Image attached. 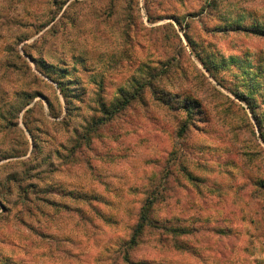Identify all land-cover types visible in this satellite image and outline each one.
Wrapping results in <instances>:
<instances>
[{"label":"rangeland","instance_id":"1","mask_svg":"<svg viewBox=\"0 0 264 264\" xmlns=\"http://www.w3.org/2000/svg\"><path fill=\"white\" fill-rule=\"evenodd\" d=\"M0 264H264V0H0Z\"/></svg>","mask_w":264,"mask_h":264},{"label":"trees","instance_id":"2","mask_svg":"<svg viewBox=\"0 0 264 264\" xmlns=\"http://www.w3.org/2000/svg\"><path fill=\"white\" fill-rule=\"evenodd\" d=\"M130 101H131L130 97L129 98L125 97L121 101H118L117 103H115L112 109V114H114L115 112H118L124 106L128 105ZM182 131L184 130L180 128V132ZM156 199H157V196L154 195L153 198L148 199L149 201L143 206L140 220L134 227L132 238L128 242L131 246H133L134 244L137 243V241H139L141 235L143 234V232L146 230L147 227H153V228L159 227V225H157L154 222V220L151 218L152 207ZM173 231L174 233H181L182 228H180V230L173 229Z\"/></svg>","mask_w":264,"mask_h":264}]
</instances>
